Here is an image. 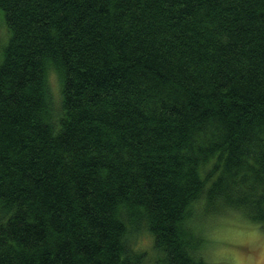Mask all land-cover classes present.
I'll use <instances>...</instances> for the list:
<instances>
[{
  "label": "trees",
  "instance_id": "16d2710c",
  "mask_svg": "<svg viewBox=\"0 0 264 264\" xmlns=\"http://www.w3.org/2000/svg\"><path fill=\"white\" fill-rule=\"evenodd\" d=\"M0 13V264H213L205 209L264 225V0Z\"/></svg>",
  "mask_w": 264,
  "mask_h": 264
},
{
  "label": "rangeland",
  "instance_id": "374dc122",
  "mask_svg": "<svg viewBox=\"0 0 264 264\" xmlns=\"http://www.w3.org/2000/svg\"><path fill=\"white\" fill-rule=\"evenodd\" d=\"M3 23L0 18V52L7 30ZM50 82L55 98L60 101L57 73H50ZM197 220L208 238L205 255L209 262L236 264L237 260H243L246 264H261L264 260V225L260 222L250 220L235 210L207 214L206 209L205 215ZM140 246L148 250L151 257L156 256L154 248L149 250L152 247L150 235H141Z\"/></svg>",
  "mask_w": 264,
  "mask_h": 264
},
{
  "label": "snow or ice",
  "instance_id": "6c2138e0",
  "mask_svg": "<svg viewBox=\"0 0 264 264\" xmlns=\"http://www.w3.org/2000/svg\"><path fill=\"white\" fill-rule=\"evenodd\" d=\"M236 264H246V262L243 260H237ZM261 264H264V260L261 261Z\"/></svg>",
  "mask_w": 264,
  "mask_h": 264
}]
</instances>
